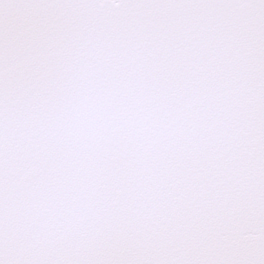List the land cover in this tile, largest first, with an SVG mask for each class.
<instances>
[{
	"label": "snow or ice",
	"instance_id": "1",
	"mask_svg": "<svg viewBox=\"0 0 264 264\" xmlns=\"http://www.w3.org/2000/svg\"><path fill=\"white\" fill-rule=\"evenodd\" d=\"M0 264H264V0H0Z\"/></svg>",
	"mask_w": 264,
	"mask_h": 264
}]
</instances>
